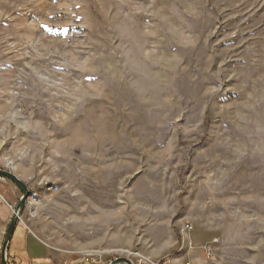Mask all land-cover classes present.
I'll use <instances>...</instances> for the list:
<instances>
[{
    "label": "rangeland",
    "instance_id": "1",
    "mask_svg": "<svg viewBox=\"0 0 264 264\" xmlns=\"http://www.w3.org/2000/svg\"><path fill=\"white\" fill-rule=\"evenodd\" d=\"M0 169L9 264H264V0H0Z\"/></svg>",
    "mask_w": 264,
    "mask_h": 264
},
{
    "label": "crops",
    "instance_id": "2",
    "mask_svg": "<svg viewBox=\"0 0 264 264\" xmlns=\"http://www.w3.org/2000/svg\"><path fill=\"white\" fill-rule=\"evenodd\" d=\"M9 190H10V186L7 183H3V181L0 180V198L8 196L10 200L12 197L9 194ZM7 207H8L7 205L2 206V207L0 205V212H2L3 217H6L7 210H8ZM192 233H193V230L189 233L187 237H184L182 249H179L176 254L167 257L160 264H206L207 262L204 259V254L207 253L206 246H207L208 241H205V240L197 241V236ZM14 235H15V232H14ZM176 242H177V239H176ZM140 261H141V258H139V263L142 264ZM146 263L147 264H159V262H156L153 260L150 262L148 260V262Z\"/></svg>",
    "mask_w": 264,
    "mask_h": 264
},
{
    "label": "water",
    "instance_id": "3",
    "mask_svg": "<svg viewBox=\"0 0 264 264\" xmlns=\"http://www.w3.org/2000/svg\"><path fill=\"white\" fill-rule=\"evenodd\" d=\"M0 177L10 180L12 183H14L19 190L22 193L21 198L19 199L14 213L11 217L10 223L8 225L6 235H5V240L2 246L1 250V264H9L8 262V250L10 247V243L12 240V237L14 235V232L17 228L18 222L27 206L28 200L31 196V190L29 187L21 181L15 174L12 172L0 169ZM109 264H134L132 260L128 258H116L113 261H111Z\"/></svg>",
    "mask_w": 264,
    "mask_h": 264
},
{
    "label": "built area",
    "instance_id": "4",
    "mask_svg": "<svg viewBox=\"0 0 264 264\" xmlns=\"http://www.w3.org/2000/svg\"><path fill=\"white\" fill-rule=\"evenodd\" d=\"M192 229H193V227H192L191 224H186L185 227L181 230V232H182V242L184 241V237H187L189 235V233L192 231ZM218 242H219V239L215 238L210 243L207 244L206 251H207V255L209 257H211L212 253H213V249L211 248L210 244L218 243ZM180 249H182V247ZM15 261L17 263H19V260L15 259Z\"/></svg>",
    "mask_w": 264,
    "mask_h": 264
},
{
    "label": "trees",
    "instance_id": "5",
    "mask_svg": "<svg viewBox=\"0 0 264 264\" xmlns=\"http://www.w3.org/2000/svg\"><path fill=\"white\" fill-rule=\"evenodd\" d=\"M0 178H2V177H0Z\"/></svg>",
    "mask_w": 264,
    "mask_h": 264
}]
</instances>
